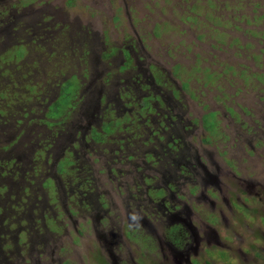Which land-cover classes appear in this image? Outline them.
<instances>
[{
  "label": "rangeland",
  "instance_id": "374dc122",
  "mask_svg": "<svg viewBox=\"0 0 264 264\" xmlns=\"http://www.w3.org/2000/svg\"><path fill=\"white\" fill-rule=\"evenodd\" d=\"M0 264H264V0H0Z\"/></svg>",
  "mask_w": 264,
  "mask_h": 264
},
{
  "label": "trees",
  "instance_id": "16d2710c",
  "mask_svg": "<svg viewBox=\"0 0 264 264\" xmlns=\"http://www.w3.org/2000/svg\"><path fill=\"white\" fill-rule=\"evenodd\" d=\"M76 93H77V91H73V92H71L70 91V93H67V91H63V90H61V87L59 88V92H58V96H57V98L55 99V101L53 102V109L50 111V115L51 116H49V117H52V118H57V117H59L61 114H63L64 112H65V110H66V108L67 107H69L70 106V103H71V101L73 100V98L75 97V95H76ZM65 94H69V96H70V102L68 101L67 102V104H64L63 103V101H61V100H63L64 99V97H65ZM67 99V98H66ZM63 106H64V109H63ZM54 108L56 109H58L60 112H57V113H54ZM63 109V110H62ZM210 113V115L211 116H215V114H216V112H209ZM212 126L213 125H210V124H205V127L207 128H212ZM214 127H215V125H214ZM214 127H213V129H214ZM63 165V164H62ZM59 166V164H58V166H57V170H56V172L57 173H61L62 171H63V166Z\"/></svg>",
  "mask_w": 264,
  "mask_h": 264
},
{
  "label": "clouds",
  "instance_id": "9594fccd",
  "mask_svg": "<svg viewBox=\"0 0 264 264\" xmlns=\"http://www.w3.org/2000/svg\"><path fill=\"white\" fill-rule=\"evenodd\" d=\"M133 219H136V217H133Z\"/></svg>",
  "mask_w": 264,
  "mask_h": 264
},
{
  "label": "flooded vegetation",
  "instance_id": "af4514ba",
  "mask_svg": "<svg viewBox=\"0 0 264 264\" xmlns=\"http://www.w3.org/2000/svg\"><path fill=\"white\" fill-rule=\"evenodd\" d=\"M173 244H176L177 245V243H173Z\"/></svg>",
  "mask_w": 264,
  "mask_h": 264
}]
</instances>
